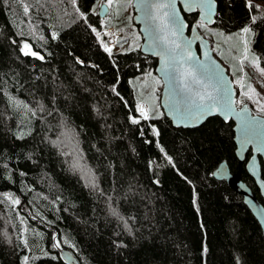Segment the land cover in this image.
<instances>
[{"label": "trees", "instance_id": "trees-1", "mask_svg": "<svg viewBox=\"0 0 264 264\" xmlns=\"http://www.w3.org/2000/svg\"><path fill=\"white\" fill-rule=\"evenodd\" d=\"M99 1L0 0V264H68L62 248L78 264H264L260 224L213 176L222 160L240 167L264 204L235 155L233 122L174 126L159 105L156 58L137 46L131 0H117L115 22L99 16ZM216 1L204 29L235 53L227 62L240 70L247 26L264 68V0ZM107 27L123 29L111 54Z\"/></svg>", "mask_w": 264, "mask_h": 264}, {"label": "water", "instance_id": "water-1", "mask_svg": "<svg viewBox=\"0 0 264 264\" xmlns=\"http://www.w3.org/2000/svg\"><path fill=\"white\" fill-rule=\"evenodd\" d=\"M167 4L169 7L157 12L151 7L153 4ZM211 4L209 10L206 5ZM132 21L137 25L141 36L139 49L141 52L154 56L156 64L154 73L161 82L159 105L174 126L195 127L202 124L211 116H219L224 121L233 122L235 155L239 165L244 162V168L254 179L259 194L264 200V179L261 175V162L264 164V115L253 113L248 103L236 104V91L226 67L214 56L210 47L209 39L198 29L197 22L189 24L184 14L195 13L200 21L211 26L217 15L216 0H131ZM109 7L105 2L97 8L100 17H104ZM174 14V23H169L167 32L168 40H175L181 45L175 52L171 51V45L160 39L165 33L159 30V20L153 17ZM210 16V20L205 19ZM151 26V27H150ZM172 32L176 35L173 36ZM253 41L249 43L252 46ZM192 53L191 59H182L184 49ZM167 57L176 71L166 74L161 69L164 58ZM193 67L205 82L216 87V100L218 106L211 112L205 113L201 118L196 117L194 106L178 104L181 94L178 93L180 86L179 73L183 68ZM191 83V81H189ZM193 90H199L200 85H192ZM231 101V103H229ZM247 152L249 154L247 155ZM219 169H224V175H215ZM213 176L225 180L229 187L238 192L244 203L257 219L264 234V204L252 192L251 188L240 178V167L231 171L227 162L222 160L213 170ZM60 257L68 264H78L71 250L62 248L59 250Z\"/></svg>", "mask_w": 264, "mask_h": 264}, {"label": "snow or ice", "instance_id": "snow-or-ice-1", "mask_svg": "<svg viewBox=\"0 0 264 264\" xmlns=\"http://www.w3.org/2000/svg\"><path fill=\"white\" fill-rule=\"evenodd\" d=\"M76 2L77 0H70V3L73 5V7L76 6ZM114 0H107V5L110 7L112 6ZM151 7L153 9H155L157 12H159L160 9H165L167 7H169L167 4H153L151 5ZM206 7L210 10L212 5L209 3L206 5ZM249 7H252L251 4V0H249ZM256 7H259V5H256ZM77 11H79V9H76ZM25 11H28L27 6L25 7ZM81 16L83 17L84 14L81 13ZM170 14L168 12H164L163 15H157L154 16L153 19L154 20H159V30L163 33H165L163 36L160 37V39L162 40H166L170 45H171V51L175 52L177 49L181 48V45L179 43H177L175 40H168L167 37V32L169 30V23H174V14L172 15L171 19H169ZM205 19L210 20V16H205ZM257 20L256 16L252 17V22L255 23ZM91 27V25H89ZM201 27L204 26L203 21L200 23ZM151 27V26H150ZM93 32H96L95 28H92ZM118 32H122L123 29H118ZM251 29L247 26H245L242 29V33L243 34H248L250 33ZM97 37H100V33L96 32ZM104 35L106 36H114L116 35L115 33H109V32H105ZM172 35L175 36L176 33L172 32ZM56 33H53V38H55ZM122 39V37L117 36L116 40L114 41V43H119L120 40ZM244 49H243V59L241 61V69L240 71L243 72V62L244 61H249V48H248V41L244 40ZM102 44H104L103 41H101ZM139 46V45H137ZM29 45L28 44H24L22 52H24V49H28ZM104 48L105 51L109 52V54H111V48H109L107 46V44H104ZM133 50L131 47L128 49ZM25 55L31 54L33 56H36L37 53L35 52H24ZM191 59L192 58V53L191 51H189L187 48L184 49L183 52V56L182 59ZM42 59V57H41ZM260 57H256L253 56L251 58V60L249 61L253 67H255L261 75H264V68L260 67ZM162 71H164L166 74L170 73V72H174L176 71L175 67L169 63L168 58L165 57L164 58V65L163 68L161 69ZM150 75V74H149ZM246 75V74H245ZM179 80H180V86L178 88V93L181 94V99L177 102L178 104H183L185 106L191 105L194 106L196 109V117L197 118H201L205 113H211L217 106H218V102L216 100V87L213 86L212 84H210L209 82H205L200 74L197 72V70L193 67H187V68H183V70L179 73ZM189 81H191V83H189ZM192 85H200V89L199 90H193ZM251 91L255 92V89H251ZM247 95V94H246ZM248 99H251V96L247 97ZM229 103H231V101H229ZM260 111L264 112V105H260L259 106ZM137 111L140 114V117L143 119H148L149 118V112L151 111L150 108L146 109L144 106L142 105H137ZM132 119V123H139V120L136 118H131ZM153 132L156 133L158 135V132L156 131L155 128H153ZM161 151L163 152V148H161ZM169 163H171V157H167ZM79 165L76 164L74 165V167H78ZM215 175H220L223 176L224 175V169H219L217 171V173H215ZM94 180V177H93ZM94 186V185H93ZM14 204H19L20 201L19 200H15L13 201ZM112 214L113 215H118V213L116 212L115 209H112ZM121 219H123L121 217ZM125 227H127V221H125ZM26 243V241H25ZM55 247H59V241H57V243L54 245ZM27 260L28 257H24V264H27Z\"/></svg>", "mask_w": 264, "mask_h": 264}, {"label": "rangeland", "instance_id": "rangeland-1", "mask_svg": "<svg viewBox=\"0 0 264 264\" xmlns=\"http://www.w3.org/2000/svg\"><path fill=\"white\" fill-rule=\"evenodd\" d=\"M103 1L107 4V0H103ZM130 5H131V1H130ZM98 6H99V2H98L97 7ZM117 8H118V1L114 0L112 6L109 7L108 12L103 18L110 19L112 20V22H115ZM201 22L202 21L200 20H198L197 22L199 31L209 39L210 47L212 49L214 56L226 67L228 74L230 75L232 79L233 84L237 85V87L235 88L236 97H237V94L242 96L243 99L240 101L242 103H248L253 113L264 115V112H261L259 108L260 105H264V77L263 75H261L260 72L255 67H253L250 62H249L250 65L248 68L246 67V64L243 62V72L233 68V66L227 62L228 61L227 59L230 56H234L235 53L229 51V55H227L223 45H221L220 42H218V40L214 39L211 33L206 32L204 29V26L203 27L199 26ZM203 24L205 23L203 22ZM107 28H111V27H107ZM111 33H116V31H113L112 29ZM231 38L233 39V40L231 39V45L237 47L239 42L237 41V39H234L233 36ZM241 40H242V43H241L240 53L243 56V49H244L243 41L247 40V38H246V34H243L242 32H241ZM253 56L255 55L249 54V61L251 60ZM239 61H240V69H241L242 59H240ZM246 82H247V89L244 88V84ZM160 88L158 90H160ZM251 89H255V92L251 91ZM240 96H239V99H240ZM248 96H251L252 98L248 99L247 98ZM139 105H142L146 108V105L143 102L139 103Z\"/></svg>", "mask_w": 264, "mask_h": 264}, {"label": "built area", "instance_id": "built-area-1", "mask_svg": "<svg viewBox=\"0 0 264 264\" xmlns=\"http://www.w3.org/2000/svg\"><path fill=\"white\" fill-rule=\"evenodd\" d=\"M111 30H112L111 28H106V29H105V31H108V32H111ZM115 34H116V35H114V36H109V37H108V40H107L106 42H104V44H107V46H108L109 48H113V47L115 46L114 41L116 40L117 36L120 35V32L116 31ZM104 44L101 43V46H102L103 49L105 50V48H104ZM236 87H237V85L234 84V88H236Z\"/></svg>", "mask_w": 264, "mask_h": 264}, {"label": "flooded vegetation", "instance_id": "flooded-vegetation-1", "mask_svg": "<svg viewBox=\"0 0 264 264\" xmlns=\"http://www.w3.org/2000/svg\"><path fill=\"white\" fill-rule=\"evenodd\" d=\"M102 2H104V1H103V0H100V1H99V5H100V3H102Z\"/></svg>", "mask_w": 264, "mask_h": 264}]
</instances>
